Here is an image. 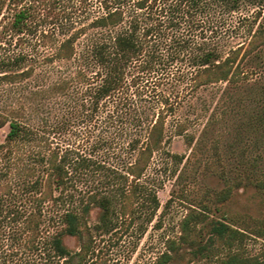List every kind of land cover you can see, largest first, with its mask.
<instances>
[{
	"label": "trees",
	"instance_id": "trees-1",
	"mask_svg": "<svg viewBox=\"0 0 264 264\" xmlns=\"http://www.w3.org/2000/svg\"><path fill=\"white\" fill-rule=\"evenodd\" d=\"M245 3L262 5L264 0H102L104 12L91 22L96 34L86 43L80 55L84 67L76 74L83 96L81 112L89 120L115 117L127 122L132 160L124 173H105L107 186L77 198L72 189L74 177L80 170L103 166L52 146L44 128L20 120L17 110L12 116L1 114L0 129L7 125L8 130L0 136V264H106L96 239L112 235L118 221L126 227L134 222L140 179L153 153L165 144L166 115L174 109L163 95L157 110L142 108L137 99L126 105L129 93L137 95L129 89L180 62L187 69L177 81H185L192 94L218 82L242 81L246 73L241 63L256 56L264 45L263 27L250 31L246 41L227 51L220 36L197 39L177 31L197 15L213 19ZM24 18L22 10L15 15L13 27L18 31ZM77 37L73 34L63 40L53 58L71 59ZM29 75L31 70L3 74L0 79L15 81ZM133 129L137 132L132 133ZM185 130L186 125L179 123L175 134ZM242 157L208 203L187 206L176 233L165 238L163 250L150 264H264V248L254 253L247 250L250 239L264 241V216L216 214L239 189L253 188L264 202L261 156L247 161ZM148 199L156 210L155 194L149 193ZM93 209L97 213L91 221ZM66 237L76 240L74 248L66 244Z\"/></svg>",
	"mask_w": 264,
	"mask_h": 264
},
{
	"label": "rangeland",
	"instance_id": "rangeland-1",
	"mask_svg": "<svg viewBox=\"0 0 264 264\" xmlns=\"http://www.w3.org/2000/svg\"><path fill=\"white\" fill-rule=\"evenodd\" d=\"M102 5V0H0V61L4 62L0 76L31 70V75L15 81L0 79V115L12 116L17 110L20 120L44 128L52 146L85 155L103 166L80 170L74 177L72 189L77 198L107 186L105 173H124L132 160L127 122L115 117L89 120L81 112L83 96L76 74L84 67L80 55L90 36L96 34L91 22L104 12ZM21 10L25 18L18 31L13 21ZM259 26L264 28V4L245 3L234 12L217 13L213 19L197 15L185 20L177 32L197 39L220 36L227 51L246 41L250 31ZM73 34L79 36L75 55L68 60L54 59L60 43ZM241 64L246 73L242 81L218 82L193 94L185 81H177L187 69L183 62L160 69L150 81L129 89L137 97L129 93L126 105L137 99L142 108L154 106L157 110L163 95L174 109L166 115L165 144L153 153L140 179L142 191L136 200L134 222L126 227L118 221L112 235L96 239L106 264H150L163 250L165 238L176 233L187 206L208 203L224 186V179L239 164L241 151L246 161L260 155L264 169V45ZM179 123L186 125L182 135L175 134ZM7 130V125L2 127L0 136ZM102 139L104 143L97 145ZM149 193L155 194L156 210ZM234 212L262 217L264 202L253 188L239 189L216 214ZM96 213V209L91 211V221ZM65 242L76 246L72 237H66ZM262 248L261 239H250L247 245L250 253Z\"/></svg>",
	"mask_w": 264,
	"mask_h": 264
}]
</instances>
